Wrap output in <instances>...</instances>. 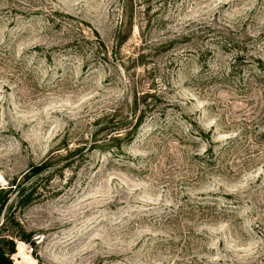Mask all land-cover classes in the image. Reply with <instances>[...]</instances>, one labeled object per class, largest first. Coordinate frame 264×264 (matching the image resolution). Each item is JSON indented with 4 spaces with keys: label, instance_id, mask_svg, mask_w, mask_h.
<instances>
[{
    "label": "rangeland",
    "instance_id": "rangeland-1",
    "mask_svg": "<svg viewBox=\"0 0 264 264\" xmlns=\"http://www.w3.org/2000/svg\"><path fill=\"white\" fill-rule=\"evenodd\" d=\"M152 93L129 144L12 195L14 263L264 264V0H0L1 185Z\"/></svg>",
    "mask_w": 264,
    "mask_h": 264
},
{
    "label": "trees",
    "instance_id": "trees-1",
    "mask_svg": "<svg viewBox=\"0 0 264 264\" xmlns=\"http://www.w3.org/2000/svg\"><path fill=\"white\" fill-rule=\"evenodd\" d=\"M171 42L169 41L168 45ZM227 42L233 48L239 46L233 40ZM151 96L153 97L154 94L134 98L132 104L134 109L139 106L142 108L135 121H132V118L128 119V116L118 115L116 110L103 113L89 123L87 137H83L82 134V138L77 142L65 137L43 160L31 164L21 175L12 177L7 184H0V218L5 206L11 202L12 195L14 202L22 208L29 206L43 195L41 183L38 181L39 176L46 175L49 178L54 172L65 168H79L86 159V154L92 150L110 151L119 149L123 144H129L146 113L153 110L152 100L146 102V98ZM60 161L65 162L58 165ZM14 223L17 227L16 231L8 230L6 233L2 230L4 221L0 223V264H16L11 258L16 252V236L26 242L30 240V234L26 233L18 222L14 221Z\"/></svg>",
    "mask_w": 264,
    "mask_h": 264
},
{
    "label": "built area",
    "instance_id": "built-area-1",
    "mask_svg": "<svg viewBox=\"0 0 264 264\" xmlns=\"http://www.w3.org/2000/svg\"><path fill=\"white\" fill-rule=\"evenodd\" d=\"M29 250H30V251L32 250V247H31V246H29Z\"/></svg>",
    "mask_w": 264,
    "mask_h": 264
}]
</instances>
